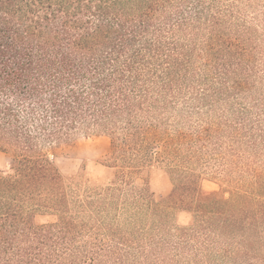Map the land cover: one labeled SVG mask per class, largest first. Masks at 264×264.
<instances>
[{"label": "trees", "instance_id": "1", "mask_svg": "<svg viewBox=\"0 0 264 264\" xmlns=\"http://www.w3.org/2000/svg\"><path fill=\"white\" fill-rule=\"evenodd\" d=\"M89 137L109 183L53 162ZM0 152V264H264V0H0Z\"/></svg>", "mask_w": 264, "mask_h": 264}, {"label": "rangeland", "instance_id": "2", "mask_svg": "<svg viewBox=\"0 0 264 264\" xmlns=\"http://www.w3.org/2000/svg\"><path fill=\"white\" fill-rule=\"evenodd\" d=\"M109 148V139L106 137L81 138L78 144L70 149L57 151L52 155L53 162L65 177L78 173H85L92 180L109 183L115 179V169L100 162ZM11 166L9 155L0 152V171H8ZM216 177V176H214ZM205 175L201 181V188L205 192L218 191L222 186V178ZM133 181L139 186L150 189L156 199L168 196L172 191V183L167 174L158 165L142 166L134 175ZM41 223L56 221L54 215H38ZM192 221V214L186 211L176 213V223L187 226Z\"/></svg>", "mask_w": 264, "mask_h": 264}]
</instances>
